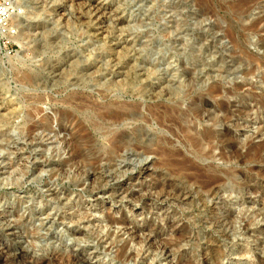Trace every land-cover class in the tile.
Here are the masks:
<instances>
[{
    "label": "rangeland",
    "instance_id": "374dc122",
    "mask_svg": "<svg viewBox=\"0 0 264 264\" xmlns=\"http://www.w3.org/2000/svg\"><path fill=\"white\" fill-rule=\"evenodd\" d=\"M4 1L0 264H264V0Z\"/></svg>",
    "mask_w": 264,
    "mask_h": 264
},
{
    "label": "bare ground",
    "instance_id": "6f19581e",
    "mask_svg": "<svg viewBox=\"0 0 264 264\" xmlns=\"http://www.w3.org/2000/svg\"><path fill=\"white\" fill-rule=\"evenodd\" d=\"M10 1V0H9ZM63 1V0H62ZM11 2V4H12V6H10V7H7V8H5V11L6 12H8L11 8H17L18 6L17 5H14L13 4V2L12 1H10ZM65 2H68V3H81V2H85L89 7H93V8H95L94 10H96V13H97V11H100V13L102 12V11H105L106 10V7L102 4L103 2H101L100 3V1H94V0H65ZM106 3V2H105ZM82 4V3H81ZM77 5V4H76ZM109 5V4H108ZM75 7V6H74ZM80 7V6H79ZM85 7V6H84ZM82 8V7H81ZM92 8V9H93ZM92 12V11H91ZM107 13V12H106ZM114 14V13H113ZM65 15V14H64ZM82 15V14H81ZM97 15V14H96ZM102 15V14H101ZM111 15H112V13H111ZM110 15V16H111ZM13 16V19L15 18V17H17V14L15 13V15H12ZM104 16H106V15H104ZM103 16V17H104ZM66 17V16H65ZM99 18V17H98ZM118 18V17H117ZM12 19V18H11ZM14 20H16V19H14ZM18 20V19H17ZM35 20V19H34ZM94 20H95V18H94ZM117 20V19H116ZM123 20V19H122ZM100 21V20H99ZM15 22V21H14ZM13 24V23H12ZM117 24V23H116ZM121 24V23H120ZM15 25V24H14ZM18 26V25H17ZM100 26V25H99ZM16 27V26H15ZM104 27V26H103ZM16 28H18V27H16ZM28 28L30 29V30H34V29H36L35 27H33L32 25H30V26H28ZM42 29V28H41ZM102 28H100V30H101ZM37 30V29H36ZM98 30H99V28H98ZM99 30V31H100ZM96 32V31H95ZM10 33H12V32H10L9 31V29H8V31H4L3 33H2V31H1V29H0V36H9V34ZM98 33V32H97ZM103 33V32H102ZM18 36V35H17ZM19 37V36H18ZM14 38V37H13ZM120 43V42H119ZM125 43V42H124ZM122 44V43H121ZM116 45V44H115ZM122 46V45H121ZM121 48V47H120ZM0 49H1V47H0ZM120 53V52H119ZM87 71V70H86ZM127 73V72H126ZM22 78V80H24L25 81V84L27 83L28 85H34V84H36V86H38L39 84H37L36 83V81L37 80H35L34 79V76L33 75H30L29 73L28 74H24V76L23 77H21ZM43 80V79H42ZM19 81V80H18ZM154 87V86H153ZM38 88H39V86H38ZM40 93V92H39ZM1 94H3V93H1ZM0 94V95H1ZM162 94V93H161ZM43 95V94H42ZM41 95V96H42ZM74 95V94H73ZM149 95L151 96V97H155V96H158L157 95V93H149ZM38 96V95H37ZM36 96V97H37ZM31 97V96H30ZM35 97V98H36ZM1 98V97H0ZM32 98V97H31ZM38 98V97H37ZM39 98H41L40 96H39ZM39 98L38 99H36V100H38L39 102H41L40 100H39ZM12 99V98H11ZM63 99V98H62ZM46 100V99H45ZM64 100V99H63ZM87 100V99H86ZM65 101H66V99H65ZM64 101V102H65ZM69 101V100H68ZM85 102V101H84ZM66 103H67V101H66ZM68 104V103H67ZM97 104V103H96ZM79 105V104H78ZM117 105H119V104H117ZM130 107V106H129ZM132 107V108H131ZM130 108H128L126 105H122V106H117V108L115 107H108V105L107 106H105L104 108H100V107H98L97 105H94V104H92L91 103V105L90 104H87V102L86 103H83V105H81V108H82V110L83 111H86V113H88V115H91V122H92V124L91 125H93V128H95L96 130H99L103 135H107V136H111V141H110V147H111V150L112 149H115V150H118L117 148H119V147H121V142H122V140L121 139H118L119 138V136L121 135V133L117 130V129H113L112 127L110 128V126L111 125H116V123H118V122H121V121H123L124 120V116L125 115H127L128 114V112L130 113V114H134L135 113V111L136 110H138L139 108L137 107V106H131ZM8 108V107H7ZM11 108V107H10ZM28 108V107H27ZM35 108H37V107H35ZM2 110V109H1ZM4 110V109H3ZM14 110V109H13ZM36 110H38V109H36ZM169 110V109H168ZM171 110V109H170ZM32 111V110H31ZM39 111V110H38ZM139 111V110H138ZM166 111V110H165ZM174 111V110H173ZM137 112V111H136ZM150 112V111H149ZM152 112V111H151ZM167 112V111H166ZM175 112V111H174ZM30 113V112H29ZM28 113V114H29ZM32 114H33V112H31ZM30 113V114H31ZM169 113V112H168ZM172 113V112H171ZM29 114V115H30ZM150 114V113H149ZM154 114H155V112H154ZM34 115V114H33ZM32 115V116H33ZM152 115V114H151ZM160 115V114H159ZM171 115V114H170ZM175 115V114H174ZM31 116V115H30ZM157 116V115H156ZM169 116V115H168ZM172 116H173V114H172ZM176 116V115H175ZM175 116H173L172 118H176ZM49 117V116H48ZM47 118V117H46ZM167 118V117H166ZM165 118V119H166ZM171 118V117H170ZM89 119V118H88ZM158 119H159V117H158ZM161 119V118H160ZM159 119V120H160ZM173 119V121L175 122V120ZM134 120V119H133ZM149 120V119H148ZM169 120V119H168ZM172 120V119H171ZM162 121V120H161ZM159 122V121H158ZM169 122V121H168ZM217 122V121H216ZM186 123V122H185ZM172 124H173V122H172ZM38 125H39V123H38ZM41 126V125H40ZM21 127V126H20ZM19 127V128H20ZM31 127V126H30ZM30 127H29V129H30ZM33 127L34 126H32L31 128L33 129ZM185 127V126H184ZM187 127H189L190 128V126H186V128ZM41 128V127H40ZM29 129H28V131H29ZM121 129V128H120ZM43 131V130H42ZM121 131V130H120ZM31 132V131H30ZM106 136V137H107ZM202 137V136H201ZM204 138V137H203ZM119 140H121V141H119ZM202 140V139H201ZM109 143V142H108ZM118 222V221H117ZM102 225V224H101ZM123 246V245H122ZM121 246V247H122ZM120 252H121V254H122V252H124L123 251V249H120ZM128 254V253H127ZM134 255V254H133ZM119 256H120V254H119ZM118 256V257H119ZM127 256V255H126ZM131 256V255H130ZM129 256V257H130ZM74 257V256H73Z\"/></svg>",
    "mask_w": 264,
    "mask_h": 264
},
{
    "label": "built area",
    "instance_id": "2783aa9c",
    "mask_svg": "<svg viewBox=\"0 0 264 264\" xmlns=\"http://www.w3.org/2000/svg\"><path fill=\"white\" fill-rule=\"evenodd\" d=\"M10 3L5 2L4 0L0 1V27L1 28H6L7 22L9 19V13L5 11V8L10 7ZM12 8L10 9V14H11ZM4 30V29H3Z\"/></svg>",
    "mask_w": 264,
    "mask_h": 264
}]
</instances>
